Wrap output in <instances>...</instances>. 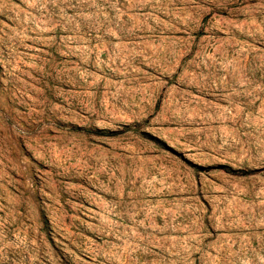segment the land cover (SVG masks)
Wrapping results in <instances>:
<instances>
[{
  "label": "rangeland",
  "instance_id": "rangeland-1",
  "mask_svg": "<svg viewBox=\"0 0 264 264\" xmlns=\"http://www.w3.org/2000/svg\"><path fill=\"white\" fill-rule=\"evenodd\" d=\"M0 264H264V0H0Z\"/></svg>",
  "mask_w": 264,
  "mask_h": 264
}]
</instances>
